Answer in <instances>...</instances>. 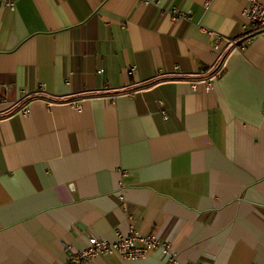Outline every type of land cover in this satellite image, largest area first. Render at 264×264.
Masks as SVG:
<instances>
[{
  "label": "crops",
  "instance_id": "crops-1",
  "mask_svg": "<svg viewBox=\"0 0 264 264\" xmlns=\"http://www.w3.org/2000/svg\"><path fill=\"white\" fill-rule=\"evenodd\" d=\"M13 1L0 6V264H67L130 225L175 262L87 264H264V36L225 50L256 33L247 1Z\"/></svg>",
  "mask_w": 264,
  "mask_h": 264
},
{
  "label": "built area",
  "instance_id": "built-area-1",
  "mask_svg": "<svg viewBox=\"0 0 264 264\" xmlns=\"http://www.w3.org/2000/svg\"><path fill=\"white\" fill-rule=\"evenodd\" d=\"M247 4L241 12V18L248 25H253L256 29V35L264 36V4L257 0H246ZM0 6L7 7L9 9L14 8L13 0H0ZM171 22H176L178 20H185L187 16L185 13L179 9H173L170 12ZM207 34H213L208 29H203ZM222 37L216 35V41L214 45L215 52L220 49V42ZM251 38L234 41L227 40L225 50L227 52L231 50H243L245 47V42H248ZM221 69L213 73V75L206 77L203 81L207 85H211L213 80L220 76ZM206 74V72H205ZM196 84H193V89H195ZM43 91V86H40ZM264 111V107H263ZM28 113L26 107L21 108V114L25 115ZM163 117L167 119L165 111L161 112ZM126 175V172H123ZM119 200L123 201L122 196ZM159 251L163 256L168 257L170 261L175 262V251L171 245L163 241L157 234L141 235L133 225L129 226L127 233H117V238L114 241H107L96 235H90L88 237L87 247L79 252L72 253L69 256L67 264H87L93 261L97 257H107L116 256L123 261H135L141 260L148 257L152 252Z\"/></svg>",
  "mask_w": 264,
  "mask_h": 264
},
{
  "label": "water",
  "instance_id": "water-1",
  "mask_svg": "<svg viewBox=\"0 0 264 264\" xmlns=\"http://www.w3.org/2000/svg\"><path fill=\"white\" fill-rule=\"evenodd\" d=\"M223 60H224V57L221 59L219 65L217 66V68L215 69V71H217V70L221 67V65H222V63H223ZM215 71H214V72H215Z\"/></svg>",
  "mask_w": 264,
  "mask_h": 264
},
{
  "label": "trees",
  "instance_id": "trees-1",
  "mask_svg": "<svg viewBox=\"0 0 264 264\" xmlns=\"http://www.w3.org/2000/svg\"><path fill=\"white\" fill-rule=\"evenodd\" d=\"M256 34H257V33H255V34H253L252 36H249V37H247V38H245V39L252 38V37L255 36ZM245 39H243V40H245ZM243 40H242V41H243ZM239 42H240V41H239ZM220 69H221V67H220L218 70H220ZM213 73H214V72L210 73V76L213 75Z\"/></svg>",
  "mask_w": 264,
  "mask_h": 264
}]
</instances>
